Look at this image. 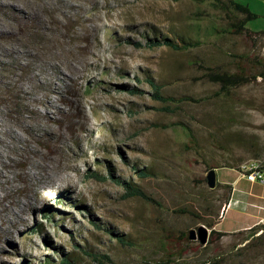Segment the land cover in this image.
Masks as SVG:
<instances>
[{"label": "rangeland", "instance_id": "1", "mask_svg": "<svg viewBox=\"0 0 264 264\" xmlns=\"http://www.w3.org/2000/svg\"><path fill=\"white\" fill-rule=\"evenodd\" d=\"M229 1L0 0V90L15 88L0 101V264H264L262 227L183 241L216 222L221 180L264 169V79L221 92L198 67L264 58V35L227 33L242 18ZM233 1L264 32V0ZM165 39L199 46H152Z\"/></svg>", "mask_w": 264, "mask_h": 264}, {"label": "trees", "instance_id": "2", "mask_svg": "<svg viewBox=\"0 0 264 264\" xmlns=\"http://www.w3.org/2000/svg\"><path fill=\"white\" fill-rule=\"evenodd\" d=\"M231 10L237 14L242 16V18H237V19H229L228 23V28H227V33L232 34V35H244L246 38L249 40L253 41L255 38L259 35H264V32H253L248 29H246V23L249 21H252L257 18V15L253 14L249 8L246 5H242L238 2H235L233 0L229 1ZM152 46H167L168 48L175 50V51H185L191 48H196L199 46L198 41L194 42H185V41H180L178 43H174L173 41L165 39L164 42H151ZM139 46V44H137ZM236 62V71L233 73H228V72H220L214 67H204L198 65V67L204 71V78L214 84H218L220 87L221 92H227L231 89H237L243 85L249 84L251 82L256 81L258 77H261L264 79V58L261 57H255V56H249V55H240V56H231ZM249 65L251 68H254L256 70H260L257 74L250 75L247 72L246 66ZM153 90H154V99L162 102H166V100H169L170 98L164 97L160 94V87L153 85ZM14 91L15 88H12L11 86L5 87L0 90V98L1 102L5 104V107L9 108L13 103H15V98H14ZM211 169H216V168H210ZM143 175V174H142ZM89 177H95L96 174H90ZM103 180L104 178H99ZM117 183L121 184V181L118 179L116 181ZM125 189H126V196H136V197H141L146 200L152 201L149 197H147L142 190L139 188L134 187L130 183H124L123 184ZM261 228V227H255L252 228L248 231H255L256 229ZM37 229L36 231L41 230L40 226L35 227ZM209 236H208V243H212L214 241L220 240L222 237L229 235L223 232H217L213 230V225H210L209 227ZM261 235V234H260ZM264 238V235L260 236ZM183 241L186 243H191L188 240V235L184 234L183 235ZM119 242L123 245H128L129 242L126 241L123 238H119ZM91 256L90 254H88ZM95 258V257H93ZM171 262H167L166 264H170ZM41 264H55L49 260H45ZM56 264H77L76 261L71 257V256H62L58 263ZM206 264H218V262H207Z\"/></svg>", "mask_w": 264, "mask_h": 264}, {"label": "crops", "instance_id": "3", "mask_svg": "<svg viewBox=\"0 0 264 264\" xmlns=\"http://www.w3.org/2000/svg\"><path fill=\"white\" fill-rule=\"evenodd\" d=\"M215 171V169H214ZM228 180H221L219 185L228 190L223 206L216 214L213 230L226 234L247 231L255 227L264 228V185L247 181L241 174ZM264 176V169H261ZM216 186V184H215ZM223 210V211H222ZM231 213L230 226L220 230L226 214Z\"/></svg>", "mask_w": 264, "mask_h": 264}, {"label": "water", "instance_id": "4", "mask_svg": "<svg viewBox=\"0 0 264 264\" xmlns=\"http://www.w3.org/2000/svg\"><path fill=\"white\" fill-rule=\"evenodd\" d=\"M206 183L209 189L215 188V171L214 169L209 170L206 175ZM209 231L204 226H199L196 229L188 231V240L197 241L200 245H206L208 241Z\"/></svg>", "mask_w": 264, "mask_h": 264}, {"label": "built area", "instance_id": "5", "mask_svg": "<svg viewBox=\"0 0 264 264\" xmlns=\"http://www.w3.org/2000/svg\"><path fill=\"white\" fill-rule=\"evenodd\" d=\"M240 172L247 181L264 185V176L257 164L242 166Z\"/></svg>", "mask_w": 264, "mask_h": 264}]
</instances>
